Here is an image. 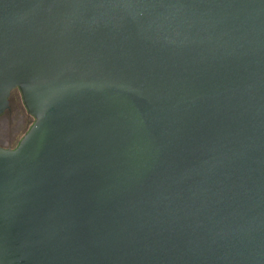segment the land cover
I'll list each match as a JSON object with an SVG mask.
<instances>
[{"label":"water","instance_id":"water-1","mask_svg":"<svg viewBox=\"0 0 264 264\" xmlns=\"http://www.w3.org/2000/svg\"><path fill=\"white\" fill-rule=\"evenodd\" d=\"M0 264H264V0H0Z\"/></svg>","mask_w":264,"mask_h":264},{"label":"rangeland","instance_id":"rangeland-1","mask_svg":"<svg viewBox=\"0 0 264 264\" xmlns=\"http://www.w3.org/2000/svg\"><path fill=\"white\" fill-rule=\"evenodd\" d=\"M10 108L0 115V146L14 148L32 125L31 116L22 101L18 88L9 96Z\"/></svg>","mask_w":264,"mask_h":264}]
</instances>
